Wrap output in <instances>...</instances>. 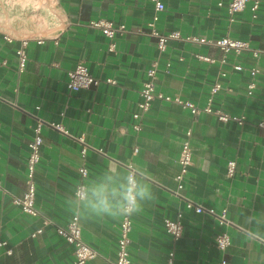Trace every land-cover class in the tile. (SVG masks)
<instances>
[{
    "label": "crops",
    "instance_id": "obj_1",
    "mask_svg": "<svg viewBox=\"0 0 264 264\" xmlns=\"http://www.w3.org/2000/svg\"><path fill=\"white\" fill-rule=\"evenodd\" d=\"M162 1L159 32L180 35L168 41L164 52L158 51V39L148 26L156 14L153 0H0V242H6L0 247V264H70L74 247L56 232L73 216L66 198L80 181V166H87L88 177H94L110 164L143 169L155 197L133 215V264H215L221 258L227 264H264V242L244 235L256 227L246 225L245 218L264 215V125H259L264 124V58L260 73L252 77L255 59L249 52L225 55L215 45L229 36L264 51V0L256 12L250 2L234 15L227 11L230 0ZM98 19L125 26L114 39V50L112 41L89 25ZM22 40L29 41L28 62L19 73L16 51ZM79 64L99 82L71 91L68 73ZM235 64L243 70H234ZM152 68L157 92L179 95L200 108L218 83L213 107L245 116L246 123L221 122L205 112L193 115L160 99L134 119ZM250 82L255 83L251 94ZM39 121L43 144L34 174L39 215L30 216L13 197L27 189L29 143ZM189 129L192 164L179 189L178 160ZM231 159L237 162L233 176L227 173ZM186 201L216 212L226 208L231 246L221 251L215 244L223 228L217 218L196 213ZM45 219L51 223L44 225ZM120 219L81 218L83 239L97 251L86 264L115 261ZM166 219L181 220L183 233L177 241L166 232ZM41 228L43 232L32 237Z\"/></svg>",
    "mask_w": 264,
    "mask_h": 264
},
{
    "label": "built area",
    "instance_id": "obj_2",
    "mask_svg": "<svg viewBox=\"0 0 264 264\" xmlns=\"http://www.w3.org/2000/svg\"><path fill=\"white\" fill-rule=\"evenodd\" d=\"M155 3L156 14L154 15L151 22L148 23V26L151 28V34L157 37V49L160 52H164L167 49L168 41L170 39H178L180 38L179 33H171L169 35H164L159 32L156 22L158 20V13L165 9V4L162 0H153ZM251 2L252 10L256 12L261 4L260 0H230L227 5V11L230 15H234L236 13L242 12L248 3ZM219 5H223L222 2H219ZM256 14H254V17ZM91 27L99 29L105 36H107L111 41L110 50L115 49L114 39L119 34L125 30V26H115L114 23L107 19H98L91 21L89 24ZM188 41H195L199 43H214L212 40L206 38H196V37H187ZM29 45L28 40H22L20 47L17 49L16 54L18 58V72L23 73L26 70L27 62H28V54L27 48ZM215 45L220 47L225 55L227 54H235L240 55L244 52H249L255 59V64L252 68H250L249 73L252 77L256 76L260 73L261 69V59L264 58V51L252 49L249 42L240 39H233L229 36H222L215 42ZM205 58V57H202ZM208 59V58H205ZM211 62L212 59H208ZM226 59L223 60L225 62ZM243 66L239 64L233 65V69L236 71H242ZM223 76L226 73L222 74ZM69 81L68 88L71 91H79L81 89L90 88L93 85H96L99 81L96 79L89 71L88 67L85 64H79L74 70L68 73ZM149 80L146 81L143 85V88L140 91L141 101L138 103V110L133 114L134 119H138L142 113L147 112L150 108L152 101L155 99H160L167 102H174L179 104L184 109L190 110L193 115H197L201 112L214 114L217 119L221 122H229L234 121L238 125H244L246 123L245 116L233 115L230 112L222 109V108H214L213 100L214 96L219 92L221 86L217 83L211 88V98L208 104L200 108L196 104L191 101L182 99L179 95L170 96L164 95L161 92L156 91V70L152 68L148 71ZM108 83L115 84V80L108 79ZM255 88V83L250 82L248 85L249 94L252 93V90ZM260 126H263V122L259 123ZM42 126L43 122L39 121L35 128V135L33 140L29 143V157L27 163V176L26 183L27 189L25 193L20 197H13V203L18 206L21 211L30 216H38L39 211L36 206V193L37 186L35 181V170L36 166L41 160V147L43 144L42 137ZM54 126V125H53ZM57 129L60 131L67 133L62 125H55ZM134 128L139 130L140 125L135 124ZM191 137L192 131L189 129L186 132V137L182 143V149L179 157V165H180V173L177 175L178 187L182 189L184 176L188 172V168L192 164V147H191ZM88 152V147L86 145L81 149V154L85 156ZM135 153L138 152V148L134 150ZM131 165V164H130ZM237 162L235 159H231L228 161L227 173L229 176H233L236 170ZM129 166V165H128ZM78 172L80 174L81 182L86 176L89 174V169L87 166L82 165L79 167ZM78 182V183H79ZM4 189L0 185V193H3ZM187 207L192 208L196 213L207 212L213 217L217 218L219 224L223 227L222 230L215 237V244L219 248L217 244L218 237L222 236V234H228L231 238V235L227 232L225 227H228L232 224V222L228 219V210L223 208L221 211L216 212L214 209H205L200 204H195L191 201H186ZM51 221L48 219L44 220V225L50 224ZM133 215L130 217H121L118 225V236H117V249H116V259L111 264H133L129 246L131 244V234L133 230ZM166 232L177 241L183 233V224L181 220H172L166 219L164 221ZM43 228L39 229L36 233L32 235L35 237L37 234L42 233ZM56 232L59 236L65 239V241L74 247V259L70 264H86L88 261L92 260L96 257L97 251L93 249L90 245H88L83 239L82 227H81V218L76 219L74 216L70 219L69 223L66 227H56ZM232 244V239H231ZM230 244V246H231ZM6 245L5 241L0 242V247ZM229 246H227L223 251H225ZM220 249V248H219ZM8 255L13 253L12 249H8L6 251ZM174 256V252L170 253L169 262L172 263ZM215 264H227L224 258L219 259Z\"/></svg>",
    "mask_w": 264,
    "mask_h": 264
},
{
    "label": "clouds",
    "instance_id": "obj_3",
    "mask_svg": "<svg viewBox=\"0 0 264 264\" xmlns=\"http://www.w3.org/2000/svg\"><path fill=\"white\" fill-rule=\"evenodd\" d=\"M154 198L143 169L135 164L126 169L110 164L99 175L86 176L77 183L65 203L67 210L76 219L92 216L127 218L139 213L144 204ZM245 223L256 226L245 231L246 239L264 242V215L247 216ZM217 244L223 251L231 244L230 236L222 234Z\"/></svg>",
    "mask_w": 264,
    "mask_h": 264
}]
</instances>
